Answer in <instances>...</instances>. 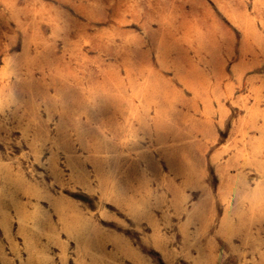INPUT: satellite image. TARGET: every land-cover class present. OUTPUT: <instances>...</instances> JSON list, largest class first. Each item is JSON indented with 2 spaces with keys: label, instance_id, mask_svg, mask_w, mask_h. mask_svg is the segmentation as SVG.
<instances>
[{
  "label": "rangeland",
  "instance_id": "374dc122",
  "mask_svg": "<svg viewBox=\"0 0 264 264\" xmlns=\"http://www.w3.org/2000/svg\"><path fill=\"white\" fill-rule=\"evenodd\" d=\"M0 264H264V0H0Z\"/></svg>",
  "mask_w": 264,
  "mask_h": 264
},
{
  "label": "bare ground",
  "instance_id": "6f19581e",
  "mask_svg": "<svg viewBox=\"0 0 264 264\" xmlns=\"http://www.w3.org/2000/svg\"><path fill=\"white\" fill-rule=\"evenodd\" d=\"M22 219V218H21ZM30 220V219H29Z\"/></svg>",
  "mask_w": 264,
  "mask_h": 264
}]
</instances>
